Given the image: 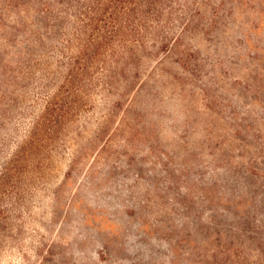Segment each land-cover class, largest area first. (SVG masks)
<instances>
[{"label":"rangeland","instance_id":"374dc122","mask_svg":"<svg viewBox=\"0 0 264 264\" xmlns=\"http://www.w3.org/2000/svg\"><path fill=\"white\" fill-rule=\"evenodd\" d=\"M66 3L56 21L0 0V264H204L211 220H243L229 198L243 184L264 215V0H197L188 25L174 13L186 33L158 95L152 60L123 98L112 27L70 21ZM56 91L67 115L38 132Z\"/></svg>","mask_w":264,"mask_h":264},{"label":"trees","instance_id":"16d2710c","mask_svg":"<svg viewBox=\"0 0 264 264\" xmlns=\"http://www.w3.org/2000/svg\"><path fill=\"white\" fill-rule=\"evenodd\" d=\"M68 1H74L77 4V9L68 15L70 21L82 23V21H86L87 19L89 22L87 24L98 23L99 25L105 24L103 26L110 25L112 27V29L108 27L101 36L107 40L108 34H110V41L113 40L115 44L114 46L107 40L109 46L113 48L114 67L120 68L124 66L126 68V76L123 79L124 88L120 94L122 98L131 93V89L128 86L135 81H133V77L139 78L141 73L138 72L141 71L142 67L147 68V66L151 65L152 60H155L156 63L148 74V81L149 83L152 81L153 95H158V84L161 81L160 77L162 75L160 74V69H162L166 57L174 49L178 48L182 37H185L186 25L191 20H196L195 15L199 14L202 17L205 15V13L198 10H196V14L192 12L193 6L191 5L197 4V0H59L58 4H61L62 8L58 9H55L54 5L57 0H18V2L26 5H42L41 9L45 12H50L51 17L56 21L67 17V10L65 9H67L66 2ZM174 4H178V6ZM63 6L65 7L63 8ZM174 13L178 14V17H176L178 19L181 16L182 18H188L186 23H184L186 25L180 31L176 29L177 23L173 16ZM166 14L168 15V19L165 20ZM94 28L99 29L98 26H94ZM64 50L63 41V49L61 51L63 52ZM161 51L165 52L162 56ZM185 64L183 63L186 68ZM133 69L136 70L134 74L132 73ZM114 78H116L118 83L121 82V78L116 76L115 70L112 73L113 80L111 82L113 84L115 82ZM117 84L118 88L119 85ZM135 100L137 102L136 98ZM136 102L130 101L131 106L128 111L136 106ZM147 106L146 103L140 101L139 106L135 107V109L147 111ZM45 109L46 114H44V118H40L36 125L39 129L37 130L38 132L48 120H54L56 117V120L60 121L68 112L64 107V103H61L59 91L48 96ZM256 118L260 119L259 113ZM48 126L53 125L50 124ZM244 129L247 135L250 136L249 127H244ZM208 142L214 144L212 136L208 137ZM216 146L219 145L216 144ZM220 147L222 146L218 148L220 149ZM224 148L229 149L226 146ZM252 161L253 158H251ZM214 177L215 175L213 174L212 178ZM251 188V186L243 184L232 197H229L230 203L238 211H241L235 214V219L237 220L243 217V220L239 223L240 225L233 224L226 230L225 225L211 220L212 224L216 226L215 228L212 227L207 240L205 255L207 259L204 264H264V248L254 247L252 242L256 232L253 227H250V220L247 219L251 218L255 222H264V215L262 213L249 216L252 207L254 210L259 208L258 205L246 197L247 194L250 195L252 193Z\"/></svg>","mask_w":264,"mask_h":264}]
</instances>
